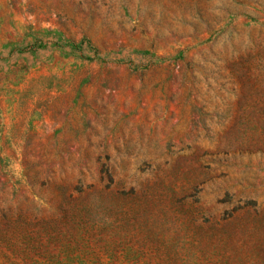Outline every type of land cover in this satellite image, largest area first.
I'll return each mask as SVG.
<instances>
[{
  "label": "rangeland",
  "instance_id": "1",
  "mask_svg": "<svg viewBox=\"0 0 264 264\" xmlns=\"http://www.w3.org/2000/svg\"><path fill=\"white\" fill-rule=\"evenodd\" d=\"M0 264H264V0H0Z\"/></svg>",
  "mask_w": 264,
  "mask_h": 264
}]
</instances>
